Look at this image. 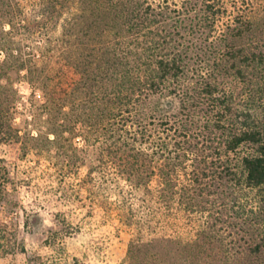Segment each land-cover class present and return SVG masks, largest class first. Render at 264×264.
<instances>
[{
	"label": "trees",
	"instance_id": "1",
	"mask_svg": "<svg viewBox=\"0 0 264 264\" xmlns=\"http://www.w3.org/2000/svg\"><path fill=\"white\" fill-rule=\"evenodd\" d=\"M0 138L80 177L125 264H264V0H0Z\"/></svg>",
	"mask_w": 264,
	"mask_h": 264
},
{
	"label": "rangeland",
	"instance_id": "2",
	"mask_svg": "<svg viewBox=\"0 0 264 264\" xmlns=\"http://www.w3.org/2000/svg\"><path fill=\"white\" fill-rule=\"evenodd\" d=\"M47 31L44 28L42 34ZM60 33V26L50 32ZM226 81L228 88L243 90L236 78ZM16 87L22 95L18 108L27 118L16 120L23 128H31L33 87L26 78L18 80ZM62 178L48 161L39 164L32 154L24 155L20 144L0 138V264H29L30 257L40 256L46 262L52 258L71 261L77 256L87 264H125L128 229L118 219L106 221L101 209L88 213L71 194L72 186L78 188V175Z\"/></svg>",
	"mask_w": 264,
	"mask_h": 264
}]
</instances>
